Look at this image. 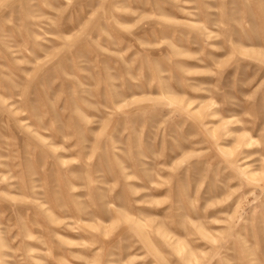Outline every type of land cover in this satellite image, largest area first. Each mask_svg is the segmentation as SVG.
Returning a JSON list of instances; mask_svg holds the SVG:
<instances>
[{
    "label": "rangeland",
    "instance_id": "374dc122",
    "mask_svg": "<svg viewBox=\"0 0 264 264\" xmlns=\"http://www.w3.org/2000/svg\"><path fill=\"white\" fill-rule=\"evenodd\" d=\"M0 264H264V0H0Z\"/></svg>",
    "mask_w": 264,
    "mask_h": 264
}]
</instances>
